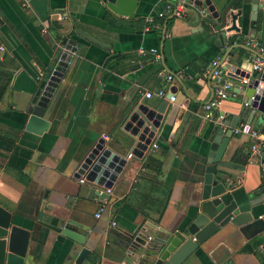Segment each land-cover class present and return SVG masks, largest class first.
Wrapping results in <instances>:
<instances>
[{"label": "crops", "instance_id": "0c3cea01", "mask_svg": "<svg viewBox=\"0 0 264 264\" xmlns=\"http://www.w3.org/2000/svg\"><path fill=\"white\" fill-rule=\"evenodd\" d=\"M117 1L47 0L54 20L41 23L28 0H0V71L11 75L0 100V207L10 214V225L29 233L23 264H73L81 248L89 253L81 264H141L163 230L180 231L196 212L216 204V198H201L212 128L248 124L264 133V101L257 110L243 107L248 80L232 79L226 69L222 79L233 96L211 119L202 110L215 85L214 61L253 73L255 51L244 43L250 39L264 49V0H256L253 26V0H208L219 22L203 0L200 7L187 0L181 19L166 13L156 18L171 0H124L113 12ZM232 15L237 31L230 29ZM63 38L76 51L43 112L48 127L34 135L24 130L26 107ZM140 49H156L159 64ZM159 88L173 101L145 98ZM143 99L153 109L166 102L151 147L139 161L126 158L107 199L88 198L83 177H75L77 166L99 138L126 156L131 143L123 123ZM252 142L232 133L222 161L242 168H216L213 177L225 187L219 199L246 203L260 196L264 147L253 153ZM250 216L264 223V201L252 206ZM239 219L219 228L182 264H260L257 227L244 229L247 217ZM67 220L82 227V245L61 235ZM5 243L0 239V253Z\"/></svg>", "mask_w": 264, "mask_h": 264}, {"label": "water", "instance_id": "95a60500", "mask_svg": "<svg viewBox=\"0 0 264 264\" xmlns=\"http://www.w3.org/2000/svg\"><path fill=\"white\" fill-rule=\"evenodd\" d=\"M124 0H118L116 4L110 6L113 12L115 7L123 3ZM210 17L217 22L220 18L218 12L208 0H203ZM251 26L255 18L256 0L252 1ZM194 5L201 6L199 0H194ZM28 6L36 14L41 23L47 20H54L55 13L47 8V0H28ZM172 18V17H171ZM231 30L237 31L234 26L235 16H231ZM41 27H38L40 30ZM51 44V49L54 45ZM75 43L63 38L59 47L56 49V57L53 59L50 67L44 73L42 78L37 82L36 88L30 97L26 107L27 119L24 125L26 132L34 135H40L46 131L48 122L42 118L43 112L49 103V100L57 89L68 64L71 61L70 53H75ZM224 69L228 71L227 76L239 82L243 78L248 81L245 83L244 100L245 108L257 110L259 102L264 101V75L243 73L234 67L225 64ZM171 95H166L165 101L169 100ZM250 98H253L250 101ZM163 101L153 109L146 100H142L139 105L129 109L126 114L122 132L130 140V148L127 155L133 160H141L144 153H147L154 140V133L160 129L161 114L164 112L166 102ZM150 108V109H149ZM209 153L207 155L205 175L203 177V186L201 198L203 201L208 198H216L214 207H209L207 212L201 211L190 219L186 227L180 231H162L161 237H156L153 244L146 250L142 256L141 264H182L201 244L210 236L215 234L219 228L228 223L238 224L241 216L247 219L242 221L244 229L256 228V234H260V251L263 254L260 264H264V223L261 219L252 221L250 211L255 206L264 201V186L259 188L260 196L249 200L246 203H236L235 200H222L220 196L225 194V187L220 184L213 176L216 174V168H242L232 163L222 161L226 144L232 136V130L223 131L221 127L214 126L210 133ZM263 152V149H259ZM126 156H121L106 146L105 141L99 138L88 154L79 163L76 169L75 177L81 179L89 187L88 198L97 197L100 200L107 199L106 191H109L114 185L123 166L126 164ZM264 157V154H263ZM261 178L264 180V170ZM101 192V193H100ZM250 218V219H249ZM11 217L8 212L0 207V239H5V247L0 253V264H23L26 255L28 243V231L17 226L10 225ZM82 227L70 220H67L61 229V235L70 239L78 245H82L84 236L77 231ZM242 230V229H241ZM135 241L140 240L138 238ZM88 251L81 248L77 253L73 264H81L88 256Z\"/></svg>", "mask_w": 264, "mask_h": 264}, {"label": "built area", "instance_id": "2783aa9c", "mask_svg": "<svg viewBox=\"0 0 264 264\" xmlns=\"http://www.w3.org/2000/svg\"><path fill=\"white\" fill-rule=\"evenodd\" d=\"M187 7V0H171V2H168L166 4L164 11L156 15V18L161 19L165 15L163 13H166L171 14L174 19H181L184 17ZM201 14H204V11H201ZM146 23L153 24V17H148L146 19ZM244 45L247 48L251 50L253 49L255 51V54L253 55V57H251L252 72L258 75H264V60L261 58V55L264 50L263 47H261L258 43L250 39L245 41ZM146 53L151 54L154 61L159 64L160 56L157 53L156 49H150L148 51H145L143 49L139 50V54L142 56ZM212 67H214V69L211 75L215 78V85L212 91L211 99L202 106L204 119H211L214 116L215 111L219 108L220 104L223 101L227 100L229 97L233 96L231 92V85L222 79L226 70L221 66L220 63L218 64V60L212 63ZM159 75L164 78L165 82H170L173 79L171 75L164 74L163 72H161ZM245 83L246 82L243 81V85ZM152 95L162 99L165 97L166 91L163 88H159L156 89L153 93L144 94L146 99H149ZM169 100L172 102L173 98H170ZM252 100L253 98H250V101ZM243 107H246V104H243ZM221 118V115L216 116V119L218 120H220ZM232 133L234 135H245L251 140H253L252 145L250 146V149L253 153L259 154V147H264V133H258L256 131H253L248 124H241L234 127L232 129ZM152 148L154 149L155 146L153 145ZM126 158L130 159V155H127ZM101 211L102 208H99L98 212L100 213ZM95 216L98 217L99 214H96ZM112 226H114L113 223Z\"/></svg>", "mask_w": 264, "mask_h": 264}, {"label": "trees", "instance_id": "16d2710c", "mask_svg": "<svg viewBox=\"0 0 264 264\" xmlns=\"http://www.w3.org/2000/svg\"><path fill=\"white\" fill-rule=\"evenodd\" d=\"M0 67H1V63H0ZM10 79H11L10 74L3 73L0 71V100L2 99L4 93L6 92L8 86H9ZM245 159H246V157H245ZM146 160L149 161V157Z\"/></svg>", "mask_w": 264, "mask_h": 264}]
</instances>
